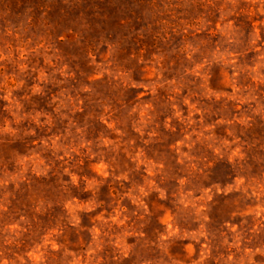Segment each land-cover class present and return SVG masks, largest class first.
<instances>
[{"label":"clouds","instance_id":"clouds-1","mask_svg":"<svg viewBox=\"0 0 264 264\" xmlns=\"http://www.w3.org/2000/svg\"><path fill=\"white\" fill-rule=\"evenodd\" d=\"M0 264H264V0H0Z\"/></svg>","mask_w":264,"mask_h":264}]
</instances>
